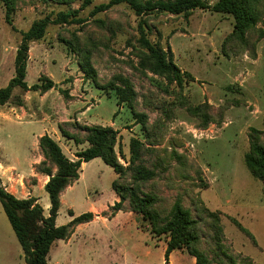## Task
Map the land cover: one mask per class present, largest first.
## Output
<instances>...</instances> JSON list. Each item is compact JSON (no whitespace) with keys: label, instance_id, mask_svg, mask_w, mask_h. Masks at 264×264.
<instances>
[{"label":"rangeland","instance_id":"374dc122","mask_svg":"<svg viewBox=\"0 0 264 264\" xmlns=\"http://www.w3.org/2000/svg\"><path fill=\"white\" fill-rule=\"evenodd\" d=\"M108 1L93 0L82 8L83 0H13L9 22L7 4L0 0V87L15 74L21 32L36 19L46 15L54 18L59 10L78 9L82 22L50 23L45 37L31 42L27 82L33 84L47 73L59 80L61 88L69 92L68 96L59 89L53 92L59 111L69 102L87 98V104H91L85 113L87 120L118 126L119 145L125 151L120 160L125 165L133 137L155 143L152 159L162 161L163 170L146 188L164 196L168 206L182 196L194 213L196 204L200 205L196 201L202 199L220 214L224 248L236 264H264V183L250 172L244 160L250 146V127L264 128V37L258 38V27L263 24L249 31L244 42L226 41L235 24L230 13L196 8L188 16L158 11L138 15L122 2L91 14L95 5ZM207 1L213 4L216 0ZM140 21L148 25L154 42L159 41L164 48L170 45L175 62L192 73L193 80L186 79L182 88L176 83L168 86L165 78L140 68ZM66 40L90 51L102 85L119 75L130 79L138 92L135 109L148 115L149 131L137 122L126 103L118 104L114 90L105 91L86 78L78 55ZM36 92H28L29 106ZM25 94L20 86L14 87L7 107ZM202 103L210 105L212 118L207 125L187 108ZM9 115L0 113V156L12 162L16 150L22 152L24 145L33 143V130L24 120L18 121L21 117L16 119L15 113ZM78 150L72 152L76 155ZM115 178L113 167L97 157L88 161L81 178L65 191L58 225L73 218L70 208L75 215L91 209L95 218L80 224L67 239L54 243L51 264H166L165 234L152 233L149 224L135 212L111 214L109 204L117 196L112 187ZM22 181L8 183V189L19 198L36 197L48 216L50 198L42 188L43 181L30 176L25 180L26 187ZM202 181L208 187L199 186ZM206 224L201 223L204 236L211 233ZM201 247L213 264H233L229 257L215 251L210 237L203 238ZM0 264H26L1 200ZM168 264H196V258L186 249H175Z\"/></svg>","mask_w":264,"mask_h":264},{"label":"trees","instance_id":"16d2710c","mask_svg":"<svg viewBox=\"0 0 264 264\" xmlns=\"http://www.w3.org/2000/svg\"><path fill=\"white\" fill-rule=\"evenodd\" d=\"M7 4V20L10 21L13 0H4ZM66 2V0H63ZM93 0H83L82 8L90 5ZM126 2L138 15L153 11L184 14L188 16L196 8H212L217 12L230 13L235 18V24L228 39H239L244 42L249 31L258 27V38L264 37V0H216L213 4L207 0H109L93 7L91 14L107 10L115 4ZM78 9L59 10L56 17L50 15L36 19L32 25L22 31L21 42L15 54V74L9 83L0 87V105L7 103L13 96V89L20 86L24 91L34 90L40 93L57 87L55 81L47 74L41 75L37 82L29 84L26 80L27 63L31 42L45 37L50 23L82 22L78 16ZM67 41V40H66ZM139 66L155 75L167 80V85L176 83L182 88L186 79H194L189 71H183L175 62L174 53L170 47L164 48L159 41L154 42L149 37L148 25L139 23ZM70 49L78 55L79 66L86 78L92 80L96 87L105 91L114 90L119 105L126 103L144 130L149 131L148 115L135 109L138 92L130 79L123 75L110 79L101 84L99 74L92 61L88 49L67 41ZM64 96H68L67 89L60 88ZM22 97L17 104H22ZM191 114L199 116L203 124L211 121L210 105H188ZM63 136L75 143H88V146L76 152V159L67 156L59 142L48 133L39 137V149L43 159L35 166L39 173L47 174L48 181L44 187L49 194V215L44 214V207L36 197L19 198L0 186V200L4 211L23 248L26 264H51L50 252L57 240L67 239L79 224L90 222L95 218L93 211H86L74 215L66 224L58 225L56 219L62 204V195L79 177L84 161L101 157L104 162L113 167L117 173L112 187L119 199L111 206V214L118 211H132L146 221L150 231L158 236H167L165 261L169 263L170 253L175 249H186L196 258V264H213L207 253L201 247L205 236L210 237L213 247L220 255L229 257L236 264L233 256L227 254L224 248V229L220 214L210 209L199 199L196 203V213L184 204L183 197L178 195L174 202L165 205L166 198L152 189H147L148 182L155 179L163 170L162 161L154 160L152 154L156 149L155 143H146L138 137L130 142V159L127 165L121 162L122 153L116 150L119 140V130L112 125L88 124L79 120H69L59 123ZM75 129V130H73ZM148 137V136H147ZM249 150L244 160L250 172L264 183V128L251 126L249 130ZM162 168V169H161ZM203 182V181H202ZM208 187L207 183L199 185ZM235 224L246 233L253 234L237 219ZM207 223L210 230L204 236L201 223Z\"/></svg>","mask_w":264,"mask_h":264},{"label":"crops","instance_id":"0c3cea01","mask_svg":"<svg viewBox=\"0 0 264 264\" xmlns=\"http://www.w3.org/2000/svg\"><path fill=\"white\" fill-rule=\"evenodd\" d=\"M47 75H49L53 79L50 73H47ZM54 81L57 84V87H53L43 93H40L39 91L36 92L37 96L33 97L34 101H33L32 106H29L28 98L30 97L28 95V92L34 91V90H27V94L23 95L22 97V101H23L22 104L15 103L7 107V103H8L7 102L5 104L0 105L1 114L10 118L9 114L15 113L16 119L18 117H21L20 120L17 119L18 121L24 120L25 122H27L29 127H31L33 130L32 138H31L33 143H30L29 145L27 144L26 146L23 144L25 148L22 150V152H19L18 150H16V153L13 154L12 156V162H9V160L7 158H3V156H0V185L1 186L7 185L8 183L9 185H11V182H13L14 180L17 181V184L18 182H20V180L21 182H23L22 180H24L25 182V180L28 177L33 176L34 178L36 177L38 180L43 181L42 188L44 189L45 188L44 185L48 181L49 176L47 174L39 173L35 169V166L43 159V155L39 149V137L45 133H48L49 135H51L54 139H56L59 142L60 146L62 147L64 153L67 156H69L71 159H76L77 156L72 151L73 150L76 151L78 149L81 150L82 148H85L86 146H88V143L86 142V143L77 144L72 139H69L63 136L59 128V123L77 119L79 121H82L88 124H100V123L91 122L85 118V115H86L85 113L89 111L90 105H91V104H87L88 103L87 98L85 100L80 99L81 103L78 101L69 102L68 104L64 106L63 110L59 111L57 108L58 105L56 103L57 100L55 99L54 97L55 95L53 94V92L58 89L60 90L61 85L59 83V80H54ZM62 88H65V87L63 86ZM110 125L114 126L115 128L118 127L117 125L114 124V122H111ZM119 134H120V131H119ZM61 140H64L65 143L61 142ZM118 145H119V140L116 145V150L122 153L124 146L120 144L118 148ZM66 150L70 154H68ZM123 152L125 153V151ZM87 163L88 161H84L82 163L80 177L78 179L81 178L83 168L84 166H86ZM116 176H117V173H116ZM25 187H26V182H25ZM63 195H62V198H63ZM118 199L119 197L117 195L114 200V203ZM62 202H63V199H62ZM114 203L109 204V205L112 206ZM93 206L95 205H92L90 208H92ZM89 211H92V210L90 209Z\"/></svg>","mask_w":264,"mask_h":264},{"label":"built area","instance_id":"2783aa9c","mask_svg":"<svg viewBox=\"0 0 264 264\" xmlns=\"http://www.w3.org/2000/svg\"><path fill=\"white\" fill-rule=\"evenodd\" d=\"M1 186V185H0ZM2 187H4V189L5 190H7V191H9V192H11V193H13L14 191L12 190V191H10L9 189H8V186L7 185H3ZM14 194V193H13ZM15 195V194H14Z\"/></svg>","mask_w":264,"mask_h":264}]
</instances>
